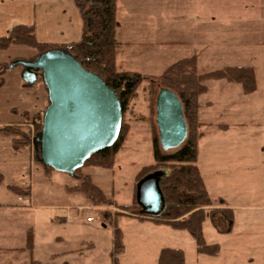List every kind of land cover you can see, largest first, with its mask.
I'll return each mask as SVG.
<instances>
[{"label":"rangeland","instance_id":"obj_1","mask_svg":"<svg viewBox=\"0 0 264 264\" xmlns=\"http://www.w3.org/2000/svg\"><path fill=\"white\" fill-rule=\"evenodd\" d=\"M208 1L213 5L208 4L213 19L207 43H203L199 30L196 39L191 36L183 45L133 48L129 52L132 62L118 66L145 77L123 114L129 134L113 171L86 168L82 172L105 192L108 204L102 206L97 200L70 193L67 189L79 182L74 175L53 172L47 177L38 143L31 141L25 147L18 137L13 142L12 136L5 134L8 139H0V172L4 175L0 201L21 205L13 210L7 207L3 214L14 221L15 227L14 231H0V264H29V253L10 254L6 249L24 248L30 228L35 232L33 258L42 264H113L116 227L122 231L125 248L120 264H158L163 249L182 250L186 264H264V0ZM139 30L145 36L142 26ZM169 33L170 40L184 39L183 34ZM122 35L120 38H127ZM35 53L25 46L0 50L1 61L9 66L5 85L0 88L1 123L25 122L26 114L43 123L49 100L42 80L27 84L22 79L23 68H11L16 62L31 61ZM193 56L198 59L200 74L251 67L257 78L258 88L252 95H245L237 84L207 81L208 92L199 99L204 125V136L199 140V170L213 200L212 208H219L218 199L222 198L235 216L230 234L218 233L209 215L206 218V243L220 246L216 257L199 255L188 232L156 225L149 219L142 221L138 218L142 211L126 213L120 209L139 200L141 183L136 176L154 163L156 99L161 87L152 78ZM32 124L31 140L40 134ZM7 185L29 188L32 194L18 199Z\"/></svg>","mask_w":264,"mask_h":264},{"label":"trees","instance_id":"obj_2","mask_svg":"<svg viewBox=\"0 0 264 264\" xmlns=\"http://www.w3.org/2000/svg\"><path fill=\"white\" fill-rule=\"evenodd\" d=\"M73 2L80 10L83 20V35L80 42L68 46L40 44L35 38L33 26H17L7 36L0 38V50L25 46L36 51L33 58L53 49L67 50L87 71L99 75L108 87L117 92L125 114L132 96L145 77L138 72L123 71L118 68L117 34L121 26L117 16L118 0H73ZM8 70L7 64L0 65V88L5 85ZM152 79L159 83L160 90L170 89L180 99L188 126V136L180 148L165 151L157 131L153 137L154 163L142 168L136 176L138 184L148 178L157 180L164 199L162 211L156 215L149 214L138 201L131 205H122L120 209L126 213L142 211V214L137 215L142 221L149 219L156 225H167L173 230L188 232L195 241L199 255L216 257L220 253V246L206 243L203 229L206 218L209 215L212 226L218 233L230 234L235 216L234 210L222 198L218 199L219 208H212L213 200L198 167L199 140L204 136L202 132L204 125L200 121L199 99L208 92L204 84L207 81L237 84L241 86L245 95H252L258 88L255 71L251 67H228L212 73L200 74L198 59L193 56L178 61L163 75ZM32 123L36 124L37 133H41L43 123H38L35 118L26 114L24 125L2 126L0 134L12 136L13 142L21 139L24 146L28 147L31 141L35 144V139L31 140L30 137ZM128 134L129 127L122 124L118 142L113 147L93 155L81 169L77 170L74 178H78V186L67 190L70 193L83 195L85 200L92 202L97 200L102 206L108 204L105 192L95 184L90 175L82 176V172L86 168L113 171L117 155L122 150ZM15 137H18L17 140ZM53 172L55 171L51 168L45 169L47 177ZM160 175L161 180L158 181ZM1 185H4V175L0 172ZM6 188L17 197L29 198L32 194L31 189L16 185H7ZM26 233L24 248L7 251L29 253V264H42L33 258L34 229L30 228ZM124 252L123 234L116 227L111 253L112 263L120 264L119 257ZM158 264H186L185 253L182 250L163 249L159 254Z\"/></svg>","mask_w":264,"mask_h":264},{"label":"water","instance_id":"obj_3","mask_svg":"<svg viewBox=\"0 0 264 264\" xmlns=\"http://www.w3.org/2000/svg\"><path fill=\"white\" fill-rule=\"evenodd\" d=\"M16 66L23 68L27 84L41 79L48 91L42 131L34 140L40 145L44 167L73 176L93 155L118 142L124 111L117 92L67 50L53 49L11 68ZM156 124L163 150H176L186 141L183 105L170 89L163 88L157 95ZM138 202L149 214L162 211L164 199L156 179L139 185Z\"/></svg>","mask_w":264,"mask_h":264},{"label":"crops","instance_id":"obj_4","mask_svg":"<svg viewBox=\"0 0 264 264\" xmlns=\"http://www.w3.org/2000/svg\"><path fill=\"white\" fill-rule=\"evenodd\" d=\"M208 4L213 6L208 0H118L117 16L121 25L117 34L118 66L121 67L120 63L123 62H132L129 52L133 48L183 45L191 36L196 39L199 30L203 35V43H207L210 40L208 28L213 19V12H209ZM17 26H33L37 42L51 46L78 43L83 35L82 15L73 0H0V38L7 36ZM138 26H142L145 36H141L140 30L138 32ZM171 31L183 34L184 39L170 40ZM157 33L159 37L155 36ZM122 34L127 38H120ZM131 34L135 36L132 37ZM35 55L36 53L30 60ZM1 64L6 62L0 59ZM12 125H24V122L0 123V128ZM1 138L8 139L4 134H0ZM7 207L13 210L21 205H6L0 201V231L8 232L10 228V231H14L15 225L14 221H10L12 219L8 220L3 216Z\"/></svg>","mask_w":264,"mask_h":264},{"label":"built area","instance_id":"obj_5","mask_svg":"<svg viewBox=\"0 0 264 264\" xmlns=\"http://www.w3.org/2000/svg\"><path fill=\"white\" fill-rule=\"evenodd\" d=\"M88 222H93L92 218H88Z\"/></svg>","mask_w":264,"mask_h":264}]
</instances>
